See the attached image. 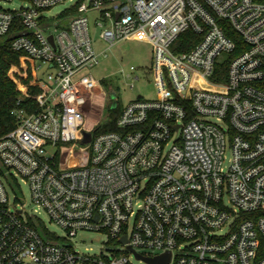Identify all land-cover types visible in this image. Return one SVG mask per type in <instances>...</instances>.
Instances as JSON below:
<instances>
[{"label": "built area", "instance_id": "1", "mask_svg": "<svg viewBox=\"0 0 264 264\" xmlns=\"http://www.w3.org/2000/svg\"><path fill=\"white\" fill-rule=\"evenodd\" d=\"M16 2L0 7V40L35 63L41 92L0 139V264H264V0H0ZM90 17L108 48L151 46L156 88L97 135ZM188 32L200 40L180 51ZM227 32L242 41L233 58ZM19 182L36 209L10 198ZM81 233L105 236L97 254L73 242Z\"/></svg>", "mask_w": 264, "mask_h": 264}, {"label": "rangeland", "instance_id": "2", "mask_svg": "<svg viewBox=\"0 0 264 264\" xmlns=\"http://www.w3.org/2000/svg\"><path fill=\"white\" fill-rule=\"evenodd\" d=\"M72 3L66 2L53 7L49 11L50 16H59L65 10H67ZM21 5L26 3L16 2L13 5L0 4L2 9H18ZM90 29L94 32L93 18L90 17ZM93 40L96 53L99 55V64L93 69L89 70V73L96 81L99 82L101 89L94 94L93 101L86 107V128H91L99 118V112L103 97L105 98L103 105V122L108 118L109 108L112 103L116 102L119 108L127 106L130 102L135 101L137 97H142L145 100L156 99V88L154 85L153 76L151 73L153 51L149 44L144 41L131 39L120 42L115 46L108 48L104 42L100 41L98 34H93ZM2 40H0L1 42ZM130 68H134L135 72L132 77H137L138 80L128 79L125 77L129 73ZM46 69V67H44ZM40 70L39 75H41ZM102 81L106 82V85L102 84ZM132 87V88H131ZM111 92H114V98H112ZM72 144L66 147H71ZM79 147H83L81 143L74 149L79 150ZM10 198L14 197L20 202L21 205L26 206L27 209H36L30 200L29 188L22 182H19V187L14 186L12 191H9ZM39 218L43 221L45 226L51 232L63 237L64 232L53 222H50L49 217L43 211H40ZM42 237H45L41 232ZM106 238L102 234L97 233H81L73 241L79 246L80 249H92L93 254H97L105 242ZM135 264H145L138 263Z\"/></svg>", "mask_w": 264, "mask_h": 264}, {"label": "trees", "instance_id": "3", "mask_svg": "<svg viewBox=\"0 0 264 264\" xmlns=\"http://www.w3.org/2000/svg\"><path fill=\"white\" fill-rule=\"evenodd\" d=\"M75 14V10L65 12L62 17L67 18ZM238 45V50L233 58L241 52L242 41L233 32L226 33ZM188 41L189 45L184 46L180 51H187L194 47L200 37L188 32L182 36V41ZM230 59V58H229ZM229 59L220 64V70L226 73ZM106 85L105 81H102ZM39 78L36 72L35 63L24 53L13 52L10 48V40L5 39L0 42V139L12 132L16 128L15 111L19 108L27 110L36 105L40 95ZM20 103V104H18ZM122 108H109L108 119L98 125L94 130V135L108 132H116V121Z\"/></svg>", "mask_w": 264, "mask_h": 264}, {"label": "water", "instance_id": "4", "mask_svg": "<svg viewBox=\"0 0 264 264\" xmlns=\"http://www.w3.org/2000/svg\"><path fill=\"white\" fill-rule=\"evenodd\" d=\"M50 42L52 43V38L49 39ZM111 95H112V98H114V92H111ZM142 97H137V100H141ZM116 108V103H112L111 105V109H115ZM84 140H83V144H88L91 140V135L89 133H84ZM137 258H142L141 256L139 255H136ZM146 263L148 264H167L168 260H169V254L167 255H164V256H161V257H158V258H153V259H150V258H144L143 259Z\"/></svg>", "mask_w": 264, "mask_h": 264}, {"label": "crops", "instance_id": "5", "mask_svg": "<svg viewBox=\"0 0 264 264\" xmlns=\"http://www.w3.org/2000/svg\"><path fill=\"white\" fill-rule=\"evenodd\" d=\"M96 42L94 41V44H95ZM93 98H94V96H93ZM92 101H93V99H92ZM104 101H105V98L103 97V100H102V103H101V108L99 109L100 110V112H99V118H98V121L100 120V119H103L102 118V114H103V105H104Z\"/></svg>", "mask_w": 264, "mask_h": 264}]
</instances>
